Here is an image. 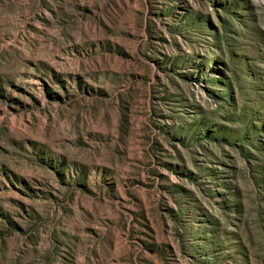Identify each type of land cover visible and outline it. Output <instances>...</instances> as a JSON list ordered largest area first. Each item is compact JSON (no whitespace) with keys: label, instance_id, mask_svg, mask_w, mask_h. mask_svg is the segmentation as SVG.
<instances>
[{"label":"rangeland","instance_id":"rangeland-1","mask_svg":"<svg viewBox=\"0 0 264 264\" xmlns=\"http://www.w3.org/2000/svg\"><path fill=\"white\" fill-rule=\"evenodd\" d=\"M0 264H264V0H0Z\"/></svg>","mask_w":264,"mask_h":264}]
</instances>
